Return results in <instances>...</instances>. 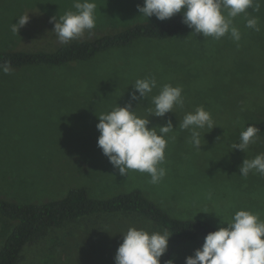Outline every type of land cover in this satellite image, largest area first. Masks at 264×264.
<instances>
[{"label": "rangeland", "instance_id": "1", "mask_svg": "<svg viewBox=\"0 0 264 264\" xmlns=\"http://www.w3.org/2000/svg\"><path fill=\"white\" fill-rule=\"evenodd\" d=\"M34 1L50 0H0V51L54 52L66 45L55 38L51 24L34 31L45 38L11 31L12 23L31 11ZM94 2L101 5L95 13V29L68 44L94 41L149 23L143 22L146 20L160 22L154 16H140L137 5L142 6L143 0ZM129 11L134 15L123 17ZM248 11L249 18L258 17L260 31L247 28L241 14L233 19L241 33L238 42L230 35L216 40L189 32L165 40L138 39L128 47L60 67H23L7 75L0 72V199L44 204L82 187L94 199H108L139 188L180 220L205 221L218 229L220 219L226 223L239 210H249L264 220V176L250 173L245 178L238 170L245 158L264 153V131L246 153L232 149L246 123L264 121V0L258 12ZM104 12L110 22H103ZM48 35L52 38L46 39ZM145 77H155L157 88L146 100L132 102L138 116L149 115L151 96L164 84L181 87L184 97L183 108H175V114L150 116L149 128L168 120L175 128L186 113L200 106L211 114L216 126L200 130L201 151L189 143L188 130L176 128L168 133L166 159L161 165L166 176L156 185L149 182L147 173L131 171L120 176L97 146V116L128 103L131 85ZM10 81H21L16 85L19 96L64 95L68 99L10 102L5 93ZM156 130L159 133L158 127ZM210 192L212 198L208 199ZM16 225L0 214V249ZM129 227L165 230L135 215L90 216L49 229L40 241L25 247L19 264H115L122 234ZM198 248L194 242L182 243L170 259L185 264V258Z\"/></svg>", "mask_w": 264, "mask_h": 264}, {"label": "clouds", "instance_id": "2", "mask_svg": "<svg viewBox=\"0 0 264 264\" xmlns=\"http://www.w3.org/2000/svg\"><path fill=\"white\" fill-rule=\"evenodd\" d=\"M261 0H143L137 5L140 16L147 19L155 17L160 21L182 15V23L204 38L220 40L226 35L234 41H240V30L233 25V19L243 14L245 26L260 31L258 17H251L249 9L259 11ZM75 11H66L63 15L53 16L52 32L60 44H68L91 33L96 27V4L94 0H73ZM29 14L21 15L17 23H12L11 31L18 34L20 28L29 22ZM0 72L11 74V62L0 63ZM132 86L129 102L124 106L117 104L110 112L102 113L96 125L100 135L97 146L102 150L113 168L120 176L131 171L147 173L150 183L159 184L166 176L165 162L167 134L176 128L190 132L189 143L201 151V132L216 126L211 114L203 106L184 115L174 128L172 121L149 128V117H165L174 113V109L184 106L183 89L179 86L164 84L157 95L151 96L153 107L148 108L149 115L142 118L133 108L134 101H144L157 88L155 77L137 79ZM139 105V104H138ZM137 105V106H138ZM244 110V109H242ZM159 128V133L157 132ZM259 127L250 125L242 130L238 143L233 150L247 152L249 147L260 139ZM219 137H217L218 139ZM239 175L247 177L250 173L264 176V153L252 159H244L239 166ZM212 198L211 192L208 199ZM205 213V212H204ZM218 230L209 232L203 245L194 251V255L185 258V264H264V220L259 214L249 210H239L226 223L220 219ZM226 225V226H225ZM172 234L167 230L148 231L145 228L129 227L122 234L114 260L115 264H161V257L167 252ZM165 264H174L172 259Z\"/></svg>", "mask_w": 264, "mask_h": 264}, {"label": "trees", "instance_id": "3", "mask_svg": "<svg viewBox=\"0 0 264 264\" xmlns=\"http://www.w3.org/2000/svg\"><path fill=\"white\" fill-rule=\"evenodd\" d=\"M189 32L192 30L182 23V15H179L166 22L136 24L94 41L66 44L54 52L0 51V63L10 61L11 68L17 69L33 66L60 67L91 60L111 49L128 47L138 39L165 40ZM250 125L264 131V121L248 122L243 130ZM0 214L17 222L0 249V264H19L25 247L40 241L49 229L61 228L68 222L95 215H135L167 230L172 235L161 264H165L175 248L182 243L194 242L201 247L206 235L218 230L205 221L174 218L147 198L139 188L108 199L90 197L85 187L71 189L63 199L44 204H18L0 199Z\"/></svg>", "mask_w": 264, "mask_h": 264}, {"label": "crops", "instance_id": "4", "mask_svg": "<svg viewBox=\"0 0 264 264\" xmlns=\"http://www.w3.org/2000/svg\"><path fill=\"white\" fill-rule=\"evenodd\" d=\"M72 3H73V0H50V1H42V2L34 1L33 9L29 12L24 13L26 15L29 13H33V16H29L30 17L29 22L25 26L20 28L19 30H21V32H29L30 35L28 36V38H33V39H36L37 37L38 38H45V37H40V36L34 35L35 34L34 31H37V30L40 31V30L47 29L45 27V25H49V24L54 25V23L50 22V20L53 16L63 15L66 11H69V10L75 11V9H73V7H72ZM95 4H96V11H97L99 6H101V5H100V3H97V2H95ZM106 13L107 12H104V14H103V22H110L111 20H108L105 18L107 15ZM34 14H35V16H34ZM118 15H120V14H118ZM131 15L133 16L134 14H130V11H129L128 15H124L123 17L131 16ZM177 15H179V14H177ZM135 22H139V20L135 21ZM143 22H150V21L146 20ZM19 37L21 38V36H19ZM50 38H52L50 35L46 36V39H50ZM55 38H56V35H55ZM4 52H9V51H4ZM15 52H20V51H15ZM23 52H26V51H23ZM27 52L35 53L37 51H27ZM12 69L18 70L17 68H12ZM19 69H21V68H19ZM11 83H12V81L6 83V85L8 86V89H6V91H5V93L9 94L7 96V98L12 99V100H10V102H19L21 99H23V100L28 99L27 101H29V102H36V98L60 99V100L68 99L64 95L19 96L16 93H20V88H17L16 85L22 84L21 81H19V82L16 81L13 84H11ZM30 83L31 82L26 84V86H28ZM9 87H15L16 89H10ZM27 91L30 92L29 90H27ZM29 95H33V94H29ZM4 102L9 103V101H7V100ZM22 102H24V101H22ZM62 102H66V101H62ZM6 108L9 109V105Z\"/></svg>", "mask_w": 264, "mask_h": 264}]
</instances>
